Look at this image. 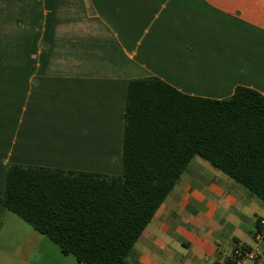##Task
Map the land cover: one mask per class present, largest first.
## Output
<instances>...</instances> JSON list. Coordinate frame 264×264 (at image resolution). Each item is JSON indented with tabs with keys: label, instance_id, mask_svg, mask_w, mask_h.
<instances>
[{
	"label": "crops",
	"instance_id": "0c3cea01",
	"mask_svg": "<svg viewBox=\"0 0 264 264\" xmlns=\"http://www.w3.org/2000/svg\"><path fill=\"white\" fill-rule=\"evenodd\" d=\"M149 77L264 97V0H0V198L9 165L119 175L127 84ZM197 158L127 264H264V202ZM0 264L82 263L0 204Z\"/></svg>",
	"mask_w": 264,
	"mask_h": 264
},
{
	"label": "trees",
	"instance_id": "16d2710c",
	"mask_svg": "<svg viewBox=\"0 0 264 264\" xmlns=\"http://www.w3.org/2000/svg\"><path fill=\"white\" fill-rule=\"evenodd\" d=\"M195 157L264 202V97L237 87L213 100L130 80L119 175L9 165L0 204L77 263L127 264Z\"/></svg>",
	"mask_w": 264,
	"mask_h": 264
},
{
	"label": "built area",
	"instance_id": "2783aa9c",
	"mask_svg": "<svg viewBox=\"0 0 264 264\" xmlns=\"http://www.w3.org/2000/svg\"><path fill=\"white\" fill-rule=\"evenodd\" d=\"M259 230L255 232V240L261 241L264 240V219L258 221ZM259 254L258 249L247 250L240 249L235 253L234 259L231 261V264H243L246 260H254Z\"/></svg>",
	"mask_w": 264,
	"mask_h": 264
},
{
	"label": "rangeland",
	"instance_id": "374dc122",
	"mask_svg": "<svg viewBox=\"0 0 264 264\" xmlns=\"http://www.w3.org/2000/svg\"><path fill=\"white\" fill-rule=\"evenodd\" d=\"M200 162H202L203 164H206V165H208V166H210L207 162H205V161H203L202 159H200V158H197ZM212 168V167H211ZM128 262H130L129 261V259H128Z\"/></svg>",
	"mask_w": 264,
	"mask_h": 264
}]
</instances>
